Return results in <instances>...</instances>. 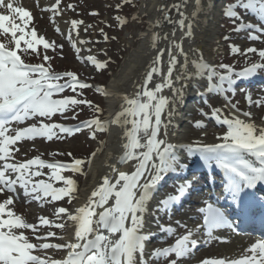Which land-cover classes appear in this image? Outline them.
Listing matches in <instances>:
<instances>
[{
  "label": "snow or ice",
  "instance_id": "1",
  "mask_svg": "<svg viewBox=\"0 0 264 264\" xmlns=\"http://www.w3.org/2000/svg\"><path fill=\"white\" fill-rule=\"evenodd\" d=\"M125 2L130 3L131 0H125ZM59 4L60 0H56L52 6L55 15L60 14ZM117 7L119 8L120 5ZM196 7L199 8V0H196ZM237 7L257 13L261 23H264V0H236L234 4L228 5L224 14L234 23L241 20V17L233 10ZM0 9L4 10L0 12V35L10 36V43L13 45L10 48L6 43L0 42V162H3L0 163V194L5 191L16 194L17 186H19L23 189L25 196H31L37 201L48 197L51 198L50 202L60 201L67 197L69 204L72 203L75 198L74 193L77 191L75 181L61 173L64 171L80 172L85 161L73 158L70 163L59 161L48 163L38 155L30 159L11 162L15 160L16 154L20 151L18 143L33 140L36 137H43L47 141L54 138L63 139L65 135L70 137L79 133L84 127L89 129L90 138L95 139L96 133L105 131L108 124H117L125 129L124 136L127 137V142L123 145L124 152L120 157L121 161H136L134 170L130 173L119 171L114 179L104 176L103 182L91 191L83 205L75 209L58 207L54 210L56 220L66 218L74 225L71 238L57 237L65 241L64 243L30 242L23 230H32L35 234L38 226L28 223L8 208L14 203L13 196L9 195L0 202V264H152L153 261H158L162 257L169 258L173 255L175 258L168 259V264H180L182 259L188 258L190 253L198 249L200 240L196 237V233L202 229L209 241L215 239L212 236L214 229L228 227L235 231L221 209L205 202L206 206L199 209V212L203 214L202 224H197L195 229H188L186 225L177 221L178 226L187 229L185 234L179 236L172 245L158 247L146 254L145 242L149 239V235L143 231L145 228L144 214L153 190L166 174L176 172L178 166L186 167L177 159L174 151L176 145L168 142L166 138H160L162 126L165 129L164 137L168 135V125L162 121V113L167 110L171 118L177 102L182 99L186 85L182 84L181 88L177 89L175 83L190 79L202 68L208 70V65L193 61L196 73H188L187 55L184 54L185 64L181 66L182 74L176 76L173 81L172 75L177 60L171 48H168L167 74L163 77L162 83L150 87L154 74H161L158 65L161 63L165 49H160L134 97L129 98L127 95L118 97L128 107L116 113L111 120L102 121L95 116L82 122L81 126L74 127L46 122L51 121L57 113L68 118L66 115L68 111H72L71 118L76 119L78 115L75 112L76 107L80 105L93 107L91 101L77 98L82 95L77 89H85L91 85L81 82L71 71L52 72L50 67L45 66L50 60L47 55L43 56L44 63H25L18 53L21 51L27 53L28 50H31V53H37L38 46L47 50L53 48V44H50L43 36H38L35 29L31 32L27 31L28 24L32 20L30 10L15 5L13 0H0ZM91 14L95 15V13ZM196 14L194 11L193 16ZM180 15L182 18L179 23L183 28L184 14ZM116 19L121 25L126 23L120 17ZM132 19L136 18L132 17ZM164 19H169L166 12ZM81 23L82 21L79 20L71 21L72 29L75 30ZM191 30L192 23L189 21L185 34L191 35ZM234 30H250L248 36L250 40L259 39V35L253 33L264 34V27L251 23L241 22ZM69 39H71L70 35ZM105 39H108L107 36ZM157 39H159L158 34L153 33L151 37L153 47L156 46ZM80 43L83 44L86 41L81 40ZM22 44L25 46L23 49ZM174 46L183 54L179 44H174ZM59 47L62 48V45ZM232 51L239 53L240 49L232 46ZM257 51L251 47L245 49L246 53H257ZM258 55L264 60V50H259ZM87 60L94 65L97 71L106 68L107 61L97 60L91 55L87 57ZM219 67L226 69V74L219 75V80L227 81L231 88L236 84V79L247 78L256 74L257 71L264 70V63H253L243 71L234 74L229 66L220 65ZM212 75H216L215 69L210 70V78ZM233 75L236 79H233ZM61 80L64 82L60 83ZM166 87L173 93L171 101L165 96L158 95ZM65 88H70L76 96L53 98L54 95L62 93ZM95 90L105 96L112 95V93L105 92L102 87H96ZM246 99L250 104L252 103L250 96H246ZM170 103L171 108L169 109ZM255 103L259 106L264 101L257 100ZM235 107L232 105V108ZM95 112H100L98 106H95ZM211 115L218 122L227 125L226 133L220 138L223 142L203 144L197 150L201 153V160L206 163L214 162L215 166L225 173L227 190L234 202H240L241 193L245 189H253L257 184L264 183V126L246 122L236 115L222 118L219 108H213ZM242 115L250 117L251 113L243 112ZM35 117L42 119L24 128L11 127L14 122L21 124ZM129 124L130 128L127 127ZM195 126L205 127L200 122H197ZM188 147L191 151V146ZM141 149L143 151H140ZM245 153L254 157L258 166L246 159ZM67 155L71 157L72 154ZM44 168L51 170L48 174V181L33 179L45 175L40 171ZM49 181H62L64 186L54 187ZM190 187V181L181 184L177 188L178 194L168 195L158 202L156 211H164L179 202L186 189ZM38 220L40 225L60 229L66 227L64 223H55L47 217L41 216ZM161 230L169 234L174 233L171 226L162 227ZM55 236L56 234L50 231L45 236L36 235L35 239L41 241ZM48 249L66 250V255L57 260L34 254L36 251ZM245 252L250 255H243L236 259L205 258L200 264H264V240L252 243Z\"/></svg>",
  "mask_w": 264,
  "mask_h": 264
},
{
  "label": "rangeland",
  "instance_id": "2",
  "mask_svg": "<svg viewBox=\"0 0 264 264\" xmlns=\"http://www.w3.org/2000/svg\"><path fill=\"white\" fill-rule=\"evenodd\" d=\"M230 4H234L236 0H227ZM226 0H219L222 7V12L220 13V18L216 22L215 27L217 31L216 40H218V49L212 54L211 63H208L211 69H215L216 75H212L208 78L216 79V77L223 72H226V69H222L217 65L219 62H235V64L246 65L248 63H264L259 55V50H264V35L258 33L259 39L250 40L246 33L240 31H235L238 22L241 20H246L249 18L248 11L243 8L237 7L234 11L238 16L241 17V20L236 21L235 23L231 18L226 16ZM137 0H134L136 3ZM56 3V2H55ZM53 2V5L55 4ZM133 0L130 3L125 2V0H63L58 5L60 12V20L63 21L68 19L71 21L79 20L82 21L77 27L82 29V38L81 40L86 41L83 43V49H78L73 47V44L70 43L68 39V34L66 33L65 27L57 26L52 18L50 12H40L39 6H34V12L31 10L33 15L32 23L28 24L27 31L31 32L33 29L36 30L38 36H43L50 44H53V48L44 49L42 46H38L37 53H31V50H28L27 53L21 51L20 54L22 57L29 62L44 63L43 56L47 55L50 57V60L46 63L54 71H71L76 75L81 76L90 82L91 87L88 89H77L78 92L82 95L77 96L78 99H85L92 102L93 107L87 105H80L75 108V112L83 114L85 118H90V116H98L102 121H104V116L106 113V101L107 97L101 93H98L95 89L96 87H102L103 90L108 86L107 83L109 79L116 73L119 69L122 60L126 55L129 54V51L132 48H135L140 42L148 29H150V19L151 9L147 8L146 5H143V0H138L137 7H133ZM15 5L18 3H14ZM51 5V7L53 6ZM72 7L69 8L68 6ZM117 5H120L118 8ZM53 10V8H51ZM149 9V11H148ZM3 9H0V12H3ZM95 13V15L91 14ZM51 15V16H50ZM116 17H120L125 20L126 23L121 25ZM135 17L136 19H132ZM19 22V20H17ZM90 26V27H89ZM59 29V31H57ZM84 33V34H83ZM0 41H3L12 47L10 43L11 37H5L0 35ZM107 36V40L105 39ZM113 37L115 39H113ZM62 45V48L59 47ZM76 46V45H75ZM232 46H236L240 49L239 53H234L232 51ZM22 49L25 47L22 44ZM257 49V53H246L245 49L247 48ZM77 49L79 51H77ZM95 56L97 60L107 61L106 68L97 71L94 65L90 64L87 60L88 56ZM232 59H235L232 60ZM241 66V65H240ZM202 80V79H201ZM208 82L203 81V83L198 84L197 91L191 92L193 95L203 93L206 89H209ZM101 86H100V85ZM104 85V86H103ZM253 98L252 103L244 100L242 97L238 96L236 98H230L232 96H223L220 93H210L206 95L207 106H202L198 103L199 100L192 103L189 102L192 108H196V111H191L186 117L188 120V128L185 131V136H183L182 144H198L202 142H216L218 141L227 131V125L222 124L217 121L211 115V110L213 108L221 109L222 118L224 116L236 115L240 119L245 120L246 122H252L259 126V122L264 121V103L259 106L256 105V101L260 99L264 101V95L262 93L254 92L252 93ZM262 95L263 97L257 96ZM65 96H76V93L72 90H69ZM166 97V96H165ZM168 98V97H167ZM198 105V106H197ZM232 105H235V108H232ZM95 106H98L100 112H95ZM100 106L102 108H100ZM92 109V112L89 111ZM94 110V111H93ZM201 110V111H200ZM243 112H250V117H244ZM164 114L162 113V121L164 120ZM67 117L65 118L61 114L57 113L53 116L51 121L46 122H68V121H79L76 118L72 119L73 112L68 111ZM77 115V117H78ZM212 117V118H211ZM190 118L191 121H190ZM40 119L35 117L32 119V123H37ZM214 119V120H213ZM200 122L205 125L203 128H197L195 124ZM261 126V125H260ZM113 124H108L105 131H100L96 133L95 139L90 138V131L88 128L79 133H75L72 136H66L63 139H53L51 141L45 140L43 137L37 140H26L18 143L19 153L16 154L18 160L32 158L35 156H40L44 158L51 159H61L70 161L73 158L81 159L85 163L81 166V171L73 173L71 172V179L75 181L77 191L74 193V199L71 204L67 199H62L60 202H48V200L37 201L32 199L31 196H28L27 200H32L28 204L20 202V200L13 203V207L16 211L21 213V215L31 222H39L38 218L43 216L47 217L49 220L54 221L55 223H64L65 228L60 229L56 227L46 226L45 230L47 232H57L58 236H67V230L69 228L68 220L66 218L61 220H56L54 216V210L58 207L71 208L74 201L79 195V190L82 189L89 182L90 169L92 167L93 158L97 154L98 159H102L105 154L110 152L108 149L109 142L112 141L111 136L113 135L112 128ZM163 126L161 127V133ZM160 133V134H161ZM121 134V133H119ZM222 140V139H221ZM71 153V157L67 154ZM93 153H96L94 156ZM15 158V159H16ZM46 178V177H45ZM28 202V201H27ZM35 206L37 209H41L40 214L31 211V207ZM42 233V232H41ZM39 232V234H41ZM216 249V247L214 248ZM217 249H219L217 247ZM213 249H203L201 257L206 255H213L211 251ZM210 251V252H209ZM52 255V253H50ZM53 256V255H52ZM59 256V255H58Z\"/></svg>",
  "mask_w": 264,
  "mask_h": 264
},
{
  "label": "bare ground",
  "instance_id": "3",
  "mask_svg": "<svg viewBox=\"0 0 264 264\" xmlns=\"http://www.w3.org/2000/svg\"><path fill=\"white\" fill-rule=\"evenodd\" d=\"M51 0H18L16 1L17 6H22L26 9H32L34 12V3L40 6H47V12L52 14L54 22L57 26L65 27L66 33L71 36L69 39L70 43L75 44V48L83 49V44L80 43L82 38V29L77 27L75 30L72 29L71 22L68 19L61 21L60 15H55L54 10L51 9L53 3ZM143 5L145 4L147 8L151 9L150 19V29L146 34L140 38V42L135 48L129 51V54L125 56L122 60L119 69L116 73L109 79L107 87L104 89L107 93H112L108 95L106 101V113L104 116V121L111 120L116 113L123 110V108L128 107L124 104L118 97L127 95L129 98L134 97L135 93L140 89V86L144 82L145 74L150 70L153 65L157 53L160 49H165L162 57L161 63L158 65L161 74L154 75L153 81L150 83V87H154L157 83H162L163 77L167 74L168 70V48H171L172 54L176 56L177 63L173 70L172 79L175 81V77L181 75V66L185 64V55H187V72L196 73V68L193 61L203 63L208 65L211 63V56L218 49V40H216V27L215 24L220 18V13L222 12V7L219 0H199V8L196 7V0H143ZM148 9V11H149ZM197 14L193 16V12ZM165 12L168 14L169 19H164ZM181 13L184 14V27L182 28L179 21L181 20ZM51 16V15H50ZM191 21L192 30L191 35H186L187 25ZM158 22V24H157ZM156 33L159 39L156 41V46H152V34ZM84 34V33H83ZM165 37H167L165 39ZM174 42V43H173ZM174 44H179L183 54L178 50ZM208 70L200 69V71L192 76L190 79L183 80L175 83L177 89L181 88V85H186L183 89L182 99H180L175 108L174 114L169 118L168 112L166 110V121L165 124L168 125L167 137H164L163 128L160 134L161 138H166L168 142L176 145L174 151L176 153L178 161L181 163L184 158L185 153H187V146L181 143L183 141V136H185V131L189 127L186 117L193 110L191 105H189V100L192 99V91L195 89L197 91L198 84L203 83L207 78ZM202 79V80H201ZM158 95L166 96L171 101L172 91L169 88H164ZM171 108V103L169 109ZM264 126V121L259 122V126ZM111 136L112 141L109 142L108 149L110 152L105 154L102 159L93 158L92 167L90 169L89 183L79 190V195L74 201L70 209H75L83 205L87 197L91 194L99 184L103 182L102 178L108 176L110 179H114L119 171L131 172L134 170V165L136 161L122 162L120 157L123 155L124 148L123 145L127 142V137L124 136V128L113 124ZM128 128L131 125H127ZM121 133V134H119ZM143 142V140L141 141ZM223 141L219 139L216 143H222ZM140 151H143L141 149ZM245 158L253 162L254 157L245 153ZM181 160V161H180ZM114 169L116 171H114ZM160 182L157 187L153 190L152 196L147 204V211L145 212V228L143 231L145 233L151 229L149 224H152V206L155 198L157 197ZM154 199V200H153ZM31 211H35L40 214L41 209H37L35 206L31 207ZM69 228L67 230V238H71L74 233V225L71 221H68ZM226 231V230H224ZM221 233V232H219ZM149 234V233H147ZM224 234L221 233L220 236ZM227 235V233H226ZM220 246V249L211 250L212 252L219 253L223 258L235 257L236 254L242 252V248L245 246L243 240L239 238H231ZM208 241V240H207ZM219 247V246H218ZM217 250V251H216ZM221 250V251H220ZM210 252V251H209Z\"/></svg>",
  "mask_w": 264,
  "mask_h": 264
}]
</instances>
